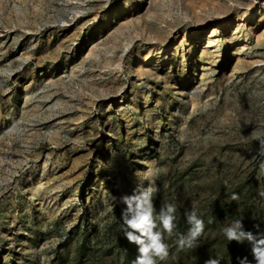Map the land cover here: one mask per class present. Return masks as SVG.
Instances as JSON below:
<instances>
[{
  "label": "rangeland",
  "instance_id": "374dc122",
  "mask_svg": "<svg viewBox=\"0 0 264 264\" xmlns=\"http://www.w3.org/2000/svg\"><path fill=\"white\" fill-rule=\"evenodd\" d=\"M241 2L0 0V264H133L138 184L177 206L175 233L186 210L205 224L157 264L252 259L220 232L264 233V0Z\"/></svg>",
  "mask_w": 264,
  "mask_h": 264
},
{
  "label": "clouds",
  "instance_id": "9594fccd",
  "mask_svg": "<svg viewBox=\"0 0 264 264\" xmlns=\"http://www.w3.org/2000/svg\"><path fill=\"white\" fill-rule=\"evenodd\" d=\"M257 139L260 150L264 153V136H257ZM155 191L154 186L144 187L138 184L131 193L120 198L125 205L121 213L124 236L130 243L138 246L139 255L133 264H157L158 260L166 259L169 255L166 238L175 237L177 249L184 250L198 246V240L204 233L205 224L196 209L185 211L189 225L187 232L175 233L177 206L165 202L157 209L153 202ZM232 199H237L235 194ZM220 232L229 242L247 241L250 244L252 259L240 257L238 264H264V233L246 230L242 218L226 221ZM205 264H220V259L210 258Z\"/></svg>",
  "mask_w": 264,
  "mask_h": 264
},
{
  "label": "bare ground",
  "instance_id": "6f19581e",
  "mask_svg": "<svg viewBox=\"0 0 264 264\" xmlns=\"http://www.w3.org/2000/svg\"><path fill=\"white\" fill-rule=\"evenodd\" d=\"M241 1V0H240ZM244 0H242V2H243ZM247 1V0H246ZM250 1V0H249ZM241 2V3H242ZM245 3V2H244ZM264 4V3H263ZM123 6V5H122ZM250 6V5H249ZM227 7V6H226ZM256 8V7H255ZM263 11V10H262ZM261 11V12H262ZM262 14V13H261ZM254 15H255V10H253V9H251L250 11H248V12H246V13H244L242 16H241V21H243V20H249V19H252L253 17H254ZM230 20H229V17L228 16H223V19L222 20H220V22H218L217 23V25L214 27V31H213V34H211V37H210V40H212V38H214V37H217V32H221V30L223 31V30H225V29H228V26L230 25ZM196 27H197V25H196ZM205 27H206V22L205 21H199V24H198V27L195 29V30H193V31H186V36L188 37V38H190V37H196V38H200L201 36H202V33H203V31H204V29H205ZM227 27V28H226ZM187 30V29H186ZM206 31V30H205ZM237 33V32H236ZM164 46L165 47H161V48H159V50L160 51H162V50H165L169 45H170V42H168V41H165L164 42ZM239 46V49H242V48H245V46L242 44V45H238ZM241 47V48H240ZM169 50V49H168ZM236 53V52H235ZM114 60V59H113ZM147 60H151V56L150 57H148V59ZM110 61H112V60H110ZM108 62V61H107ZM139 66H140V64H139ZM138 66V67H139ZM146 67V66H145ZM144 67V65H141V67L140 68H145ZM138 70H141V69H138Z\"/></svg>",
  "mask_w": 264,
  "mask_h": 264
}]
</instances>
